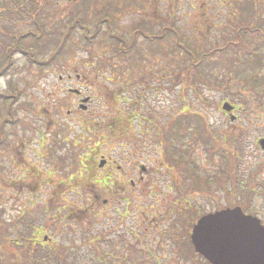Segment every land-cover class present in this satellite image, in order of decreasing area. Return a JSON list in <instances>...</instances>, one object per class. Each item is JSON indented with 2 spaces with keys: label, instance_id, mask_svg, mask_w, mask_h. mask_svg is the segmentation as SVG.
<instances>
[{
  "label": "rangeland",
  "instance_id": "1",
  "mask_svg": "<svg viewBox=\"0 0 264 264\" xmlns=\"http://www.w3.org/2000/svg\"><path fill=\"white\" fill-rule=\"evenodd\" d=\"M1 1L5 6L14 4L15 10L11 13L0 7V22L14 32L34 28L30 20L20 15L16 4L21 3ZM247 1L248 8L244 4ZM253 3L264 7V0H46V8L55 10L50 14L51 20L44 19L46 29L53 31L49 34L51 40L41 47L26 39L21 41L24 46H33L37 60L49 56L63 24L72 14L86 17L84 23L91 30L94 21L103 19L127 39L132 25L140 20L152 23L153 31L170 21L183 42L195 51L215 49L206 56L218 62L204 70L208 83L191 82L180 77L179 70L187 66V61L169 42L150 47L142 39L140 51L134 52L132 60H124L115 53L105 25L92 42H86L79 30L74 31L59 58L41 69L15 53L13 65L0 77V90L12 92L16 88L13 116L29 126L20 122L4 125L7 139L6 145L0 147V220L17 219L8 231L3 230L4 237L16 238L19 230L31 237L34 227L38 231L43 227L38 239L46 234L50 239L45 247L68 246L67 259L73 264H99L89 246L96 235L100 250H107L111 264H194L183 257L188 252L186 247L178 249L168 234L182 236L183 227L176 219L184 220L187 215L183 212L178 216L180 194L191 199L190 211L193 208L207 213L227 206L224 190L212 180L219 173L220 156L210 151L213 138L205 143L206 136L200 133L197 122L190 120L187 125L175 127L179 154L190 160L186 170L178 171V176H166L163 173L169 165L162 158H154V146L160 144L157 131L170 127L175 116L180 118L188 111L202 115L209 124L208 134L221 137L230 133L236 137L240 151L235 195L242 202L248 194L247 211L264 222V149L257 143L258 138H264V82L259 86L252 83L256 77L264 80V67L258 69L253 62H247L233 70L228 64L231 50L227 45L236 24L254 27ZM261 15L264 19V9ZM0 38L12 43L4 33ZM242 52L236 53L240 59ZM77 73L83 75L80 81L86 86L96 81L97 96L89 111L82 113L83 119L75 117L82 126L66 121L70 96L55 87L62 85L57 84L60 80L67 82L68 74L76 80ZM90 91L91 87L85 89ZM224 101L235 106L232 113L236 120L230 121L224 115ZM6 104L0 99V123L10 116ZM135 108L140 109V122L126 115ZM53 120L66 122L73 130L66 125H54ZM139 123L141 134L136 131ZM37 129L46 136L59 133L71 141L81 134L85 139L75 147L64 141L52 151L46 143L43 152L37 143ZM101 153H107L114 165L123 169L114 175L124 183L122 187L115 183V189L121 187L119 192H110L103 180L105 175L95 174ZM138 164L148 166L153 178H162L153 184H139ZM191 172L197 175L191 178ZM125 174L134 180V185L128 184ZM197 177L207 179V191L197 190ZM230 185L227 182L225 187L229 189ZM110 194H115V198L104 206L102 198H110ZM199 259L198 264H205L203 257ZM43 262L55 264L46 257Z\"/></svg>",
  "mask_w": 264,
  "mask_h": 264
},
{
  "label": "trees",
  "instance_id": "2",
  "mask_svg": "<svg viewBox=\"0 0 264 264\" xmlns=\"http://www.w3.org/2000/svg\"><path fill=\"white\" fill-rule=\"evenodd\" d=\"M249 2L250 1L246 3V8H248ZM17 3H21L16 5L18 6L19 13L22 18L30 20L33 23L34 28L14 32L12 29H10V27L5 25V23L0 22V37L4 33L9 37L10 40L12 39V43L8 44L2 41L0 38V77L8 73L9 69L14 63L15 53L22 54L28 63L36 64L41 69L47 65L53 64L59 58V55L66 49L69 40L73 36L74 31L79 30L86 42H92L93 39L97 37L99 33L98 31H100L102 25L106 26L105 34L112 42L113 49L115 50V53L117 55L122 57L124 60H128L129 58L131 59L133 57L134 52H138V50L135 51L132 47H130V49L134 51L130 52L128 45L130 43H133L135 47V43L128 41L123 35L114 31L112 27L113 24H108L107 22H105V20L100 19L96 22L94 21V29L91 30L89 26L84 23V19L86 20V17L79 18L78 16H74L71 14L69 16L70 18L63 24V29L59 32L57 42L55 43L56 45L54 49L50 51L49 56L45 60H37L35 58L34 51L31 49L33 46H24L21 44V41L26 39L29 40L30 44L31 42H34L40 47L44 46L46 43L48 44L51 40L49 34L53 31L49 32L46 29V23L44 19L51 20L50 14L55 10H53L52 8H46V0H17ZM0 7H4L5 10L11 11V13L13 12V10H15L14 4L12 6H5L3 4V1L1 0ZM171 26L172 24L170 21L168 25L163 24L161 27V35L159 37H155L149 36V31L144 25H142L143 30H134L133 40L135 39V36L140 34L149 45L161 44L162 42H169L171 45L173 44V48L178 49V51L182 52L184 59L187 61V66L183 70H179L180 77L191 80V82L199 81L201 83H208V79H206L207 73L202 71V68L207 66L213 67L214 65H216V63L212 61L214 60V58H208L206 56L208 53L214 52L215 49L210 48L207 51L201 52L195 51L192 47H190V45L183 42L178 30L176 28H172ZM56 29V27L53 28L54 31H56ZM254 31V27L249 26L248 28L246 25H242L240 23L235 25L234 35L232 39H230L227 43L228 48H230L231 50L228 64L231 68H233V70H236L238 67L247 62H253V64L255 65L256 57L258 55H256V53L254 52ZM237 51H243L241 54L243 59L237 57ZM223 53L224 52H221L220 55L223 56ZM260 54L262 53L260 52ZM219 58L222 59L223 57ZM235 62L237 64V67H235ZM244 78L246 79L247 77L244 76ZM263 82L264 80L256 81L255 78L252 79V83L254 86H259ZM249 89L250 91L254 92V87H251ZM17 96L18 91L16 90V88L13 89L12 92H4L0 90V99H3L7 103L6 107L10 115L4 117L2 122L0 123V147H2V145H6L7 134L4 130L5 123L14 124L16 122H20L23 125L29 126V123L25 120L16 117L14 118L13 116L14 109L12 108V106L15 103ZM238 107H240V105ZM190 120H195L197 122L198 129L202 131L201 134H204L203 136H206L205 139H203L205 143L208 144L209 142H211L210 139L213 138V142L212 144H210V151L218 154L221 161H224V166L227 173L225 183L230 182V188L227 189L225 187L226 184H224V178L219 174L220 172L216 174L212 180L219 188L224 190L227 206L239 205L244 211H247L249 206L248 196H246L247 198L244 201L240 202L237 200L235 195V169L237 166V161L239 159L238 156L240 151V145L237 144V140H235L236 137L233 134L231 135L230 133L226 134L225 139L223 138V136L216 137L212 134H208L209 124L205 121V119L196 114L194 115V113L189 114V111L180 118L178 117L177 127L179 128L183 125L189 124ZM234 141H236V143ZM52 150H54V148H52L50 151ZM50 155H52L51 152ZM196 175L197 174L194 172L192 176L194 177ZM207 185V179H205L204 177H197L196 186L198 191H207ZM189 200L191 199L186 197L185 195L183 199H180V204L177 207L178 216H180L183 212H186L187 215L186 219L184 220L183 218L176 219V222L183 227L182 236L178 233H172L168 235L170 237V241L177 243L178 249L186 247L188 252H185L183 257L191 259L194 264H198L200 263L199 258L201 257L202 259V256L196 253L194 251V248L191 246L189 231L192 227L193 222L198 216L203 214V212H198L193 208L191 209V211L188 210V208L190 209ZM16 222V218L10 221L0 220V264H46L45 262H43V259H45V257L49 258V260L51 259L55 264H73L70 263L67 259L68 246L63 244H56V246L51 245L45 247L47 245L46 241H44L45 234H43L41 240L38 239V234L45 229L43 227L39 231L36 229L37 227H34L31 231L29 230L31 232L32 238L25 231L22 232L21 230L18 231V237L16 238L4 237L3 230L8 231L11 225ZM93 239L94 240L90 241L89 246L92 247L93 253L95 252L94 255L98 260V263L111 264L112 262L109 258L107 250H100L98 246L99 238L94 236ZM4 243L7 246L3 245ZM203 260L205 264H209L207 260Z\"/></svg>",
  "mask_w": 264,
  "mask_h": 264
},
{
  "label": "flooded vegetation",
  "instance_id": "3",
  "mask_svg": "<svg viewBox=\"0 0 264 264\" xmlns=\"http://www.w3.org/2000/svg\"><path fill=\"white\" fill-rule=\"evenodd\" d=\"M248 2V1H247ZM246 2V3H247ZM244 3V4H246ZM254 4V3H253ZM264 9V7L260 6V4H254V52L256 53V55H258L256 57V63H255V67L256 68H263L264 67V19L262 18L261 15V10ZM156 20V19H155ZM157 22V21H156ZM160 23V22H157ZM163 24H169V21H165ZM163 24H160V27L156 30L153 31V26L152 23L150 22H145L143 20H140V22H137L135 25H132L131 29H130V34H129V38L127 39L130 42H134L135 43V47L133 43H130L128 45V48L130 49V47H132L135 51L138 50L140 51L139 48V41L144 39L140 34L135 36L134 40H133V36H134V30H143L142 25H144L147 30L149 31L148 35L149 36H155V37H159L161 35V27ZM172 24V28H176L173 23ZM145 40V39H144ZM149 45V44H147ZM151 45H160V44H150ZM173 46V44H172ZM134 50L130 49V52H133ZM260 52L262 54H260ZM139 56V53H138ZM130 57V56H129ZM130 59V58H129ZM133 59V57L131 58V60ZM213 62H215L217 64L218 60H212ZM208 62V61H207ZM212 63V62H210ZM136 66V65H135ZM133 66V67H135ZM215 66V65H214ZM211 69L209 66L207 67H203L202 71L204 70H208ZM177 71V70H176ZM75 78L76 80H72V76L70 74L67 75V82H63L62 80H60L59 82H57V84L62 83L61 86H55L56 89H59L60 91L62 90L63 92H66L68 94V96H70V103H71V108L67 109L65 112V119L66 121H73L76 124H79L80 126H82V123L79 122V119H75V117H82L83 119V114L82 113H86L89 111L90 109V104L92 102V100L97 96L95 93V82H91L90 86H86L87 84H84V81H80L83 78V75L81 73H77L75 74ZM107 79V78H106ZM256 81L261 80L259 77L255 78ZM98 82V81H97ZM100 83V82H99ZM87 87H91V91L90 92H85V89ZM104 87V86H103ZM58 90V91H59ZM102 97V96H101ZM87 99L86 101H83V99ZM235 109V108H234ZM139 108H135L133 110V112L130 111L126 112V115L129 116V119H133L136 118L139 122L141 121V114L139 112ZM225 116H229L230 117V113L229 112H223ZM41 116V115H40ZM132 116V117H131ZM178 116H175L174 118V123L172 125V123H170V127H167L163 130H158L157 134L159 137V145L154 146V150L156 152V156L154 157L156 160L160 161L161 158L163 159V163H166L167 165H169L166 169L167 172L163 173L166 176H170L172 177L175 173L178 176V171H183L186 170L185 168L187 167L188 163L190 162V160L185 159L181 156V154H179V140L177 139L178 137V130L177 128H175L178 125L177 122ZM236 120V119H235ZM234 121V120H233ZM54 125H63L65 127L68 126L69 130H73V128L71 126H69L68 124H66V122H58L53 120L52 122ZM139 128L138 130H136L139 134L142 133L141 131V123H139ZM39 132V138H38V145H39V149L43 152H45L46 150V146H44L46 143L48 144V148L49 150H51L52 148L56 147L57 145L59 146L62 142L64 141H70L68 140L66 137H62V135L56 134V135H51V136H46V134H44L43 130L37 129ZM200 133H202V131H200ZM48 134H50L48 132ZM225 133L223 134V138L225 139ZM62 138V139H61ZM85 138L83 137V135L79 134L76 135V138H74L73 140H71V146L75 147L78 146L80 143H82V141ZM261 139L262 138H258L257 139V143L258 146L261 147L262 149H264L261 145ZM162 148H161V147ZM139 147H141V145H139ZM108 154L106 153H101L98 156V161H97V167L95 170V174L98 177H101V175H105V178L103 179L106 185V188L110 191V192H119L121 187L123 186L124 183L117 181L116 177L114 176L116 174L117 171H123V169L121 168L120 165H114V161L111 159H109V157L107 156ZM179 155V156H178ZM42 157V156H41ZM114 166V168H113ZM115 170V171H114ZM140 173L137 176V180L139 184H153L154 182H156V180L162 178L161 177H155L153 178L150 175V168H148V166L143 165V164H138L137 165V172ZM219 174L223 176L224 178V184L225 180H226V169L224 166V161H221V165L219 168ZM194 172L188 173L189 177H193ZM147 174V175H145ZM197 174V173H196ZM127 177H129L128 174H125ZM253 177H254V173H253ZM97 178V177H96ZM237 178V176H236ZM100 179V178H99ZM178 179V178H177ZM115 183H120V189L117 188L115 189ZM131 185H134L135 182L133 179H131V177H129V183ZM110 198H102V203L104 206L108 205V202H110V200H112L113 198H115V194H110ZM179 199H183L185 197V195H178ZM246 196H248V194H246ZM96 200H98V196L95 195ZM120 200V199H119ZM126 205V204H125ZM114 206V205H113ZM112 206V207H113ZM115 207V206H114ZM117 207V206H116ZM126 212V210H125ZM246 213H250L248 211H245ZM120 215L123 216V212H119ZM252 214V213H251ZM254 215V214H252ZM256 216V215H254ZM258 217V216H257ZM259 218V217H258ZM261 220V219H260ZM261 223L264 225V222ZM193 225V224H192ZM192 228V227H191ZM191 231V229H190ZM96 237H98V235H96ZM44 241H48V239L44 240Z\"/></svg>",
  "mask_w": 264,
  "mask_h": 264
},
{
  "label": "water",
  "instance_id": "4",
  "mask_svg": "<svg viewBox=\"0 0 264 264\" xmlns=\"http://www.w3.org/2000/svg\"><path fill=\"white\" fill-rule=\"evenodd\" d=\"M222 108L231 111L233 105L224 102ZM260 142L264 148V138ZM189 237L195 252L210 264H264V225L239 205L201 215Z\"/></svg>",
  "mask_w": 264,
  "mask_h": 264
}]
</instances>
